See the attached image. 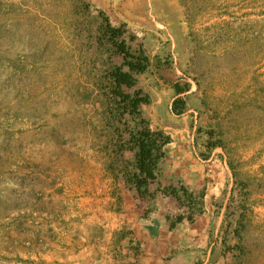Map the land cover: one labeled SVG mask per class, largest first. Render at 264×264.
<instances>
[{
	"label": "rangeland",
	"instance_id": "obj_1",
	"mask_svg": "<svg viewBox=\"0 0 264 264\" xmlns=\"http://www.w3.org/2000/svg\"><path fill=\"white\" fill-rule=\"evenodd\" d=\"M85 2L91 19L76 0H0V264H264V0ZM98 12L163 63L136 76L172 138L147 199L117 155L135 122L95 87ZM182 187L203 215L170 230Z\"/></svg>",
	"mask_w": 264,
	"mask_h": 264
},
{
	"label": "trees",
	"instance_id": "obj_2",
	"mask_svg": "<svg viewBox=\"0 0 264 264\" xmlns=\"http://www.w3.org/2000/svg\"><path fill=\"white\" fill-rule=\"evenodd\" d=\"M76 1L79 5L78 8L83 9L82 15L87 19H91L90 8L85 0ZM96 19H101V23L97 24L94 31L95 42L101 50L105 49L110 52V62L97 79L95 87L105 94L108 108L114 118L119 114L122 118H132L135 122L133 128L129 124L123 126L125 129L119 135L120 140L118 143L120 147L117 155L118 157L123 156L126 152L133 154V161L125 162L122 170L123 180L125 185L134 189L140 198L147 199L152 197L149 186L154 185L159 177L160 166L166 157V148L172 144V138L163 131L152 130L149 127V122L143 117L141 108L149 105L151 99L143 90L137 88L136 76L144 74L151 66L160 70L163 63L159 57L151 63L149 57L143 51H133L126 39L128 31L125 25L113 26L103 12H98ZM89 42H91V39ZM114 57L121 58L122 63L116 65L113 61ZM174 87L177 96H182L188 92L186 88H182L180 85ZM185 107L183 97H178L173 103V113L181 115ZM115 130L119 132V129ZM216 147L214 146L213 149ZM181 189L185 196L184 199L176 190H172L169 195L179 200L182 205H187L188 213L178 215L176 221L171 223L170 230H174L177 225L184 221L193 223L196 215H203L204 194L196 196L185 187ZM197 207H199L198 212H196ZM239 232L240 229H237L236 233L238 235ZM240 237L241 235L239 241ZM235 249L243 252L239 245Z\"/></svg>",
	"mask_w": 264,
	"mask_h": 264
},
{
	"label": "crops",
	"instance_id": "obj_3",
	"mask_svg": "<svg viewBox=\"0 0 264 264\" xmlns=\"http://www.w3.org/2000/svg\"><path fill=\"white\" fill-rule=\"evenodd\" d=\"M127 204H128V203H126V205H127ZM127 206H128V205H127ZM126 215H127V214H126ZM154 229H155V228H154L153 226H149V227H147V231L150 232V233L153 234V235L155 234V233H154V232H155ZM108 258H109V257H108Z\"/></svg>",
	"mask_w": 264,
	"mask_h": 264
}]
</instances>
